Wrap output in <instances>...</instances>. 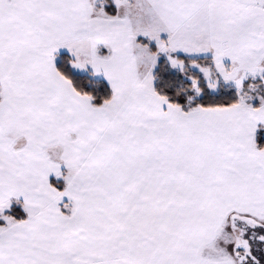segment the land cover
I'll return each instance as SVG.
<instances>
[{
	"label": "snow or ice",
	"instance_id": "snow-or-ice-1",
	"mask_svg": "<svg viewBox=\"0 0 264 264\" xmlns=\"http://www.w3.org/2000/svg\"><path fill=\"white\" fill-rule=\"evenodd\" d=\"M0 264H264V0H0Z\"/></svg>",
	"mask_w": 264,
	"mask_h": 264
}]
</instances>
